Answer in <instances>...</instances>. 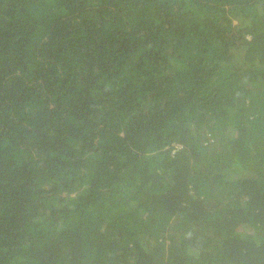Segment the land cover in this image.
Segmentation results:
<instances>
[{
	"label": "trees",
	"instance_id": "16d2710c",
	"mask_svg": "<svg viewBox=\"0 0 264 264\" xmlns=\"http://www.w3.org/2000/svg\"><path fill=\"white\" fill-rule=\"evenodd\" d=\"M0 264H264V0H0Z\"/></svg>",
	"mask_w": 264,
	"mask_h": 264
}]
</instances>
